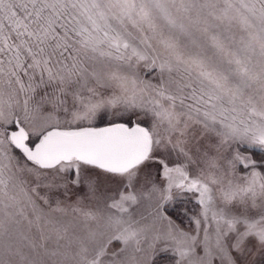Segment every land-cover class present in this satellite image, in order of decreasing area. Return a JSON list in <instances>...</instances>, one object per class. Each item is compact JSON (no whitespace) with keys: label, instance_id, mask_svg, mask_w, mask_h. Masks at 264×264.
I'll return each mask as SVG.
<instances>
[{"label":"snow or ice","instance_id":"snow-or-ice-1","mask_svg":"<svg viewBox=\"0 0 264 264\" xmlns=\"http://www.w3.org/2000/svg\"><path fill=\"white\" fill-rule=\"evenodd\" d=\"M0 264H264V0H0Z\"/></svg>","mask_w":264,"mask_h":264}]
</instances>
